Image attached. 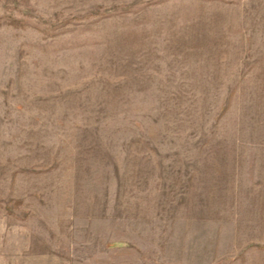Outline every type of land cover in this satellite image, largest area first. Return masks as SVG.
Returning <instances> with one entry per match:
<instances>
[{"label":"rangeland","instance_id":"rangeland-1","mask_svg":"<svg viewBox=\"0 0 264 264\" xmlns=\"http://www.w3.org/2000/svg\"><path fill=\"white\" fill-rule=\"evenodd\" d=\"M0 264H264V0H0Z\"/></svg>","mask_w":264,"mask_h":264}]
</instances>
